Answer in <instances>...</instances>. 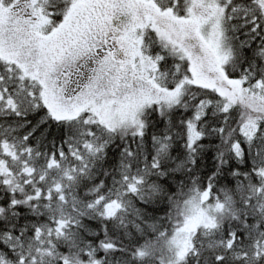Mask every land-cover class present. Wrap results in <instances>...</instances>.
I'll return each instance as SVG.
<instances>
[{
  "label": "snow or ice",
  "instance_id": "6c2138e0",
  "mask_svg": "<svg viewBox=\"0 0 264 264\" xmlns=\"http://www.w3.org/2000/svg\"><path fill=\"white\" fill-rule=\"evenodd\" d=\"M0 264H264V0H0Z\"/></svg>",
  "mask_w": 264,
  "mask_h": 264
}]
</instances>
